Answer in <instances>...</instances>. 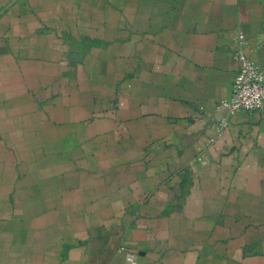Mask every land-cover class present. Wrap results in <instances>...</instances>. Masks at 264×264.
I'll use <instances>...</instances> for the list:
<instances>
[{"label":"crops","instance_id":"1","mask_svg":"<svg viewBox=\"0 0 264 264\" xmlns=\"http://www.w3.org/2000/svg\"><path fill=\"white\" fill-rule=\"evenodd\" d=\"M240 52L264 0H0V264H264Z\"/></svg>","mask_w":264,"mask_h":264},{"label":"built area","instance_id":"2","mask_svg":"<svg viewBox=\"0 0 264 264\" xmlns=\"http://www.w3.org/2000/svg\"><path fill=\"white\" fill-rule=\"evenodd\" d=\"M239 43H244L242 34ZM237 58L241 64L234 77L231 96L218 105V110L224 115L219 122V131L228 127L229 118L236 113L264 111V68L250 61L242 52ZM124 256L126 264H139L136 253L125 251Z\"/></svg>","mask_w":264,"mask_h":264}]
</instances>
